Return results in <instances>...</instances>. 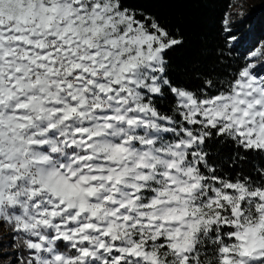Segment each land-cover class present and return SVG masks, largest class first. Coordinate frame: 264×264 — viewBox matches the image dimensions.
<instances>
[{"label":"snow or ice","instance_id":"6c2138e0","mask_svg":"<svg viewBox=\"0 0 264 264\" xmlns=\"http://www.w3.org/2000/svg\"><path fill=\"white\" fill-rule=\"evenodd\" d=\"M213 2L0 0V260L264 264V43Z\"/></svg>","mask_w":264,"mask_h":264},{"label":"trees","instance_id":"16d2710c","mask_svg":"<svg viewBox=\"0 0 264 264\" xmlns=\"http://www.w3.org/2000/svg\"><path fill=\"white\" fill-rule=\"evenodd\" d=\"M229 3L233 4V0H214L210 9L211 16V36L214 43L224 46V35L220 32V20L225 11H229ZM258 8L252 7L247 10L236 28L233 30L234 34L240 39L231 48L230 59L236 62L243 63L248 57L251 50H253L261 41H264V9L258 13ZM227 51V49H226Z\"/></svg>","mask_w":264,"mask_h":264},{"label":"rangeland","instance_id":"374dc122","mask_svg":"<svg viewBox=\"0 0 264 264\" xmlns=\"http://www.w3.org/2000/svg\"><path fill=\"white\" fill-rule=\"evenodd\" d=\"M241 4L243 5L244 13H247L246 11L249 10V8L256 7V6H258V8L262 7V9H264V0H233V7L230 8L229 12H232V13L239 12L240 11L239 5H241ZM262 9H258V13ZM262 11H264V10H262ZM231 19L234 21V23L232 25L233 30H234L236 28V24L239 22L240 17L233 15L231 17ZM262 43H264V41H261L256 47L260 46V44H262ZM257 63H259V60H257ZM5 231H6V229L0 230V236H3ZM0 251L11 252L12 249L11 248H4V249H0ZM9 259H10V257H4L2 260H0V264H7V261Z\"/></svg>","mask_w":264,"mask_h":264}]
</instances>
